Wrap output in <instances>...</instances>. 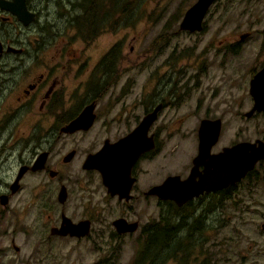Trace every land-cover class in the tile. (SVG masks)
I'll return each instance as SVG.
<instances>
[{
	"label": "rangeland",
	"instance_id": "rangeland-1",
	"mask_svg": "<svg viewBox=\"0 0 264 264\" xmlns=\"http://www.w3.org/2000/svg\"><path fill=\"white\" fill-rule=\"evenodd\" d=\"M27 2L28 8L35 10L38 15L33 23L25 26L15 19L11 20L7 40H11L14 45L9 48L34 50L36 40L41 37L44 43H49L47 36L58 32L57 28H60L59 32L63 28L56 24V14L62 13L57 10V5L67 10L74 0ZM57 2L60 3L55 4ZM194 2L195 0H141L124 17L121 16L114 22L113 13L111 10L107 11L111 7L108 8L105 1L102 7V10L105 8V15L102 13L105 16V31L87 49L80 41H67L64 44L68 49L85 48L84 55L90 57V68L99 51L113 43L118 44V41L121 43L119 82L124 95L121 105L127 109L131 102H136L127 113H141L151 99L159 100L171 89L178 92V84L185 82L181 85L185 87L184 99L160 111L154 122L153 128L159 131L160 147L157 150L159 153L154 156L150 166H147L151 168L150 174L153 173L149 185L160 183L166 173L182 174L183 167L187 168V157L194 151L193 135L205 109L211 117L221 121L219 136L211 151L240 141L252 142L259 139L264 142V112L254 113L249 117L243 115L252 104L248 93V79L264 62V0H216L207 9L200 31L178 30L183 12ZM74 32L68 29V38L75 35ZM35 71L37 69H31L32 74ZM84 78L85 76H81L77 81ZM1 79L0 127L6 125V128L0 135V145L4 141L6 145L11 144L12 154L15 155L21 146H27L22 153V158L25 159V156H30L28 152L32 151V147L47 146L45 138L47 141L48 138L53 140V137L45 133L51 123L35 122L31 117L3 121L2 114L15 105L13 99L16 92L5 95L8 86ZM14 82L16 84L19 81L16 79ZM10 91L12 90L9 89L8 92ZM175 98L174 95L170 98L166 96L165 100L169 103ZM199 104L201 107L196 108ZM8 133L12 136L8 137ZM40 133L43 134L38 141L35 136ZM91 136L92 133L89 132L83 139L90 140ZM67 146L68 144L59 140L56 148L60 150ZM82 156L81 151L77 158L80 160ZM16 166L17 159H6L0 167L3 181L12 177ZM80 169L77 164H71L64 172L70 180L85 178L98 183L100 177L97 170L93 169L95 173L84 174ZM45 176L44 173L25 176L21 190L13 196L10 209L17 210V222L22 225V229L15 228L8 218L6 228L0 226V264H96L101 260L108 264H130L140 244L142 225L154 222L163 209L160 207L165 203L156 197L147 201L138 200L134 206L137 211L129 214L121 212L124 206L106 198L103 202L105 233L96 235L100 228L94 227L85 239L76 241L57 238L40 241L46 231L45 214L52 210V206L50 209L45 208L43 203L47 200L51 204L55 202L53 185L48 186L46 199L39 196L41 192H37L40 183L45 185L48 182ZM248 177H243L235 184L229 193L230 199L224 202L221 209L215 208L207 215L206 223L211 231L205 233L204 247L211 254L214 263L264 264V230L261 228L264 223V160L255 165ZM144 182L145 178L138 182L137 192L144 189ZM33 194L40 199L35 202ZM98 194L93 196L94 201L100 198ZM206 201L207 198L204 199ZM78 205L79 201L72 195L68 206H76L75 210L79 212ZM203 205L193 199L189 208ZM21 206H24L23 212L19 211ZM201 208H197L196 212ZM120 214L137 220L139 229L127 235L113 233L114 228L110 222ZM53 215L54 210L50 213V218H47L46 226L51 223ZM158 237L161 238V235ZM12 245L18 250L15 251Z\"/></svg>",
	"mask_w": 264,
	"mask_h": 264
},
{
	"label": "flooded vegetation",
	"instance_id": "flooded-vegetation-1",
	"mask_svg": "<svg viewBox=\"0 0 264 264\" xmlns=\"http://www.w3.org/2000/svg\"><path fill=\"white\" fill-rule=\"evenodd\" d=\"M1 1L11 2L12 0ZM80 1L81 0H74V2H71L69 5L70 7L69 9L67 8V10L57 5V10L62 11V13L59 12L56 14V21H58L56 24L63 26L62 31L59 32L60 28H57L58 32L48 35L47 37L49 38V43H44L42 37L40 40H36L34 50L22 48L8 49L10 45H14L11 40H7L10 34L8 26L11 25L12 19L17 20L19 23H21V21L8 10L0 8V62L2 71L0 79L2 78V82L6 81L5 84L8 86L5 95L9 96L11 92H16L13 99L15 105L13 109L11 108L6 110L2 114L3 121L4 119L6 122L10 121L11 119L9 118L31 117L35 122H49L51 125L47 128L45 133H47L50 137H53L52 141L51 138H48V141L45 138V141L47 142V146L45 148L32 147V151L28 152L30 156H25V159L22 158V153L27 146H21L17 150V155H15L12 154L13 146H11V144L6 145V142L4 141L0 145V167L5 163L7 158L17 159V166L12 177L8 181H3L0 177V186H2L0 187V226L5 229L8 218L10 219L9 221L13 222L15 228L22 229V225L17 222L19 220L17 210L10 209L11 200L13 196L21 190L22 182L25 176L44 173L48 182L45 185L40 183V185H38L37 192H41V195L39 196L46 199L47 197L45 194L48 186L53 185L54 203L56 205L54 203L51 204L50 200L44 201L43 203L45 208L50 209L52 206V210L45 214L46 219L44 220V227L46 231H44V237H42L40 241H48L50 239L57 238L75 239L76 241L83 238L85 239L89 237L94 227L100 228L98 229L96 235H100L103 232L105 233V206L103 205V202L106 198L124 206L121 212H127L130 214L133 213L134 210L137 211L134 206L138 200L147 201L148 199L155 197L154 195L147 194V190L151 186L157 185L148 184L150 183L149 180L152 179L153 173L150 174L151 168L149 169L147 167L153 161L154 156L159 153H157V150L160 147L158 140L159 131H155L153 128L154 122L157 120L160 111L166 109L167 106L172 103H180L181 99H184L185 97V87H181V85L185 83L184 82L182 84H178V92L175 89H171L166 91L165 95H162L159 100L157 99L154 101L151 99L149 103L145 104L144 108H142L141 113H127L131 106L136 105V102L135 100L131 102L130 107L127 109L121 105V100L124 96L122 85L119 82L122 49L120 51L111 49V47L115 45L113 43L105 50L99 51V54L94 57V60H92V68H89V63L91 62L90 57L89 55L84 54L88 45L93 42L94 39L101 34V32L105 31V27H102L105 26V18L102 14L104 13L105 15V12L102 8H96L97 11H94V16H97L96 20L98 21H95L97 25L94 24V27L91 28L89 26V20L87 21V19L90 17V6L92 1L85 0L82 6H79ZM26 2L27 0H24L25 7L28 11L34 14V20L31 22L33 23L38 14L35 10L28 8V2ZM58 3L60 2L55 4ZM79 7H82L84 12ZM81 13H83V22L79 23V20L81 19L79 16ZM116 21L117 20H114V22ZM68 29L75 31V35H70L68 38ZM239 38H243V36H239ZM67 41H80L83 44V47L85 44L86 49L83 48L81 50L68 49L67 47L65 48L64 44ZM48 47H55V49H47ZM263 64L264 62L255 72H251L252 75L256 73L263 66ZM32 68L37 69V71H35L36 73H31ZM252 75L248 79V90L249 80ZM81 76H85V78L82 81H77L81 78ZM16 79L19 82L15 84L14 81ZM96 79H98V81L95 82ZM9 89L12 91L8 92ZM149 94L150 97L151 93L149 92ZM172 95L176 96L175 100L169 103L166 102V96L170 98ZM156 106H159V112L157 111L155 119L147 127L145 132L146 138H144V140L151 138L153 147L141 152L135 161L129 166V176L133 178V182L129 190L128 199H119L116 195H110L107 192L105 185L102 183L101 178L98 179L97 183L85 178H72V180H70L67 177L68 175L64 172V170L71 164H77L84 174L95 173L96 171L93 169H83L82 165L86 157L97 151H112L115 148V145L132 129H134L141 119L149 114ZM198 106H200V104L196 105V108ZM83 110H89V113L93 115L88 127L84 128L85 124L79 123L73 125L77 128L70 131L66 130V127L69 126ZM204 111L203 117L200 120L217 119L215 117H211L207 109ZM245 113L243 114L244 116ZM254 113L258 112H253L251 115ZM5 128L6 125H4V127H0V135ZM89 132L92 133L91 139H83V137ZM42 134L43 133H40V135L35 136L36 140H38L39 137H42ZM7 136L11 137L12 134L8 133ZM193 137L194 151L191 156L187 157L186 165L187 163L189 164L187 168L185 169L183 167L184 171L182 174H164L165 176L161 182L168 176H178L180 179H184L188 176L192 167V159L197 154V129ZM59 140H62L64 144L66 143L68 146L60 150L57 149L56 145ZM83 140L86 143H84ZM213 146L214 145H212L209 150L210 154L217 153L222 148L221 147L217 151H211ZM81 151L83 156L79 160L77 157ZM41 156L44 157L42 163L40 162ZM37 159H39V162H37V166H35V161ZM259 162L260 161L257 163ZM144 165L145 168L143 167ZM21 167L25 168V170L15 182L16 175ZM32 167H35V169ZM201 168L202 166L199 165L198 171H201ZM248 173L245 177L248 176ZM144 178V189L137 192V184L140 181H144ZM235 184L218 190L229 189L230 187L235 186ZM61 189L64 192L62 201L58 200V194ZM214 191L216 190L203 192L198 195L197 198L204 194H210ZM95 193H99L98 195H100V198L97 201L93 200ZM72 195H75L76 199L79 201V205L77 206L79 208V212L75 210L76 206H68ZM33 197L35 198V194H33ZM197 198L193 197L192 199ZM39 199L40 197H36L35 202ZM82 199L84 202H80ZM165 201L171 202L169 200ZM23 210L24 206H21L19 211L23 212ZM53 210L54 215L51 219V223L46 226L47 218H50V213H52ZM10 211L12 215H10ZM66 219L68 221H66ZM115 219H124L127 223L137 222V227L134 231H136L137 228L139 229V222L137 220H131L126 214H120L113 220ZM112 221L110 222L111 225ZM80 222H84L85 226L87 225V228H85L87 229V233L82 236L80 234L77 236L76 233L82 232L81 230L75 229L72 230L73 234L71 235L69 232L71 229L70 224H79ZM40 225H42V223H40ZM113 233L116 235L131 234L128 232L119 233L115 230ZM12 247L15 251L18 250L15 245H12Z\"/></svg>",
	"mask_w": 264,
	"mask_h": 264
},
{
	"label": "water",
	"instance_id": "water-1",
	"mask_svg": "<svg viewBox=\"0 0 264 264\" xmlns=\"http://www.w3.org/2000/svg\"><path fill=\"white\" fill-rule=\"evenodd\" d=\"M215 1L195 0L183 12L178 29L188 32L200 31L205 13ZM0 8L14 14L23 25L31 23L34 17L33 13L25 7L24 0H12L11 2L0 0ZM248 91L252 99V106L245 113L246 117H249L253 112L264 111V64L249 80ZM158 109L159 106H156L142 118L138 125L115 145L112 151H97L86 157L82 165L83 169L97 170L110 195H116L119 199L129 198V190L133 182V178L129 176V166L141 152L153 147L152 139L144 140V138H146L147 127L155 119ZM92 116L89 110H83L66 127V130L70 131L77 128L73 125L79 123L85 124L84 128H87ZM220 123L218 118L200 120L197 126V154L192 159V167L188 176L184 179H180L178 176H168L160 184L151 186L147 190V194L181 206L203 192L222 189L237 183L248 172L252 171L258 161L264 160V142L259 139L252 142H236L230 146L222 147L217 153L210 154L209 150L219 136ZM43 158L41 156V163ZM37 162L39 159L35 161V166H37ZM199 165L202 166L201 171H198ZM32 168L35 169V167ZM24 170L23 167L19 169L15 182ZM63 194L61 189L58 200L62 201ZM66 221L68 220L66 219ZM70 226L71 235L73 234L72 230L75 229L82 232L76 233L77 236L87 233V229H85L87 225L85 226L84 222L70 224ZM112 226L116 232L131 233L136 229L137 222L127 223L124 219H115L112 221ZM261 228L264 230V223L261 224Z\"/></svg>",
	"mask_w": 264,
	"mask_h": 264
},
{
	"label": "trees",
	"instance_id": "trees-1",
	"mask_svg": "<svg viewBox=\"0 0 264 264\" xmlns=\"http://www.w3.org/2000/svg\"><path fill=\"white\" fill-rule=\"evenodd\" d=\"M84 1L81 0L79 6H82ZM91 1L90 17L87 21L89 20V26L93 28L94 24L97 25L95 21H98L96 20L97 16H94V11H97L96 8L101 9L105 1L109 6L108 8L111 7V9L106 8L107 11L111 10L114 20H118L121 16L124 17L127 11L131 10L133 5L138 4L141 0ZM79 8L84 12L82 7ZM82 14L79 16L81 18L79 23L83 22ZM121 48L122 46L119 43L111 47V49L117 51H120ZM252 171L248 173V176L251 175ZM234 187L216 190L210 194L196 197V200L204 204L201 206L202 208H189L193 199L180 207L165 201L164 205L160 207V209H163L160 210L158 218L154 222L142 226L140 244L135 250L130 264H217L213 262L211 254L204 247L206 242L205 233L211 231V227L206 223V218L208 213L215 208L221 209L224 202L230 199L229 193ZM206 198L207 201L204 202ZM197 208H201L200 211L196 212ZM159 235H161V238L158 237ZM96 264L108 263L101 260Z\"/></svg>",
	"mask_w": 264,
	"mask_h": 264
},
{
	"label": "bare ground",
	"instance_id": "bare-ground-1",
	"mask_svg": "<svg viewBox=\"0 0 264 264\" xmlns=\"http://www.w3.org/2000/svg\"><path fill=\"white\" fill-rule=\"evenodd\" d=\"M33 15H34V14H33ZM33 20H34V17H33ZM33 20H32V21H33ZM32 21H31V22H32Z\"/></svg>",
	"mask_w": 264,
	"mask_h": 264
}]
</instances>
